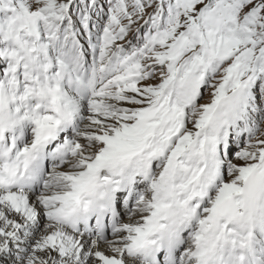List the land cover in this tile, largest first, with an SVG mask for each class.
Here are the masks:
<instances>
[{
    "label": "snow or ice",
    "instance_id": "6c2138e0",
    "mask_svg": "<svg viewBox=\"0 0 264 264\" xmlns=\"http://www.w3.org/2000/svg\"><path fill=\"white\" fill-rule=\"evenodd\" d=\"M264 0H0V264H264Z\"/></svg>",
    "mask_w": 264,
    "mask_h": 264
},
{
    "label": "rangeland",
    "instance_id": "374dc122",
    "mask_svg": "<svg viewBox=\"0 0 264 264\" xmlns=\"http://www.w3.org/2000/svg\"><path fill=\"white\" fill-rule=\"evenodd\" d=\"M261 126L264 127V124H262Z\"/></svg>",
    "mask_w": 264,
    "mask_h": 264
}]
</instances>
